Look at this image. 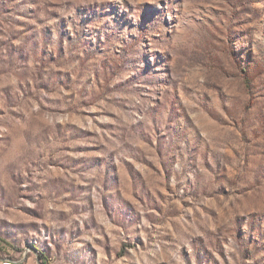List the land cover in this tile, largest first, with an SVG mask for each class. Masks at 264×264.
Returning <instances> with one entry per match:
<instances>
[{
	"label": "rangeland",
	"instance_id": "rangeland-1",
	"mask_svg": "<svg viewBox=\"0 0 264 264\" xmlns=\"http://www.w3.org/2000/svg\"><path fill=\"white\" fill-rule=\"evenodd\" d=\"M0 255L264 264V0H0Z\"/></svg>",
	"mask_w": 264,
	"mask_h": 264
},
{
	"label": "built area",
	"instance_id": "built-area-1",
	"mask_svg": "<svg viewBox=\"0 0 264 264\" xmlns=\"http://www.w3.org/2000/svg\"><path fill=\"white\" fill-rule=\"evenodd\" d=\"M0 260H4L6 262V264H17V263L31 264L28 260H24V259L17 260L15 258L10 257V256H1L0 255Z\"/></svg>",
	"mask_w": 264,
	"mask_h": 264
},
{
	"label": "clouds",
	"instance_id": "clouds-1",
	"mask_svg": "<svg viewBox=\"0 0 264 264\" xmlns=\"http://www.w3.org/2000/svg\"><path fill=\"white\" fill-rule=\"evenodd\" d=\"M23 139L22 138H19L16 143H15V150L19 153H22L23 151Z\"/></svg>",
	"mask_w": 264,
	"mask_h": 264
},
{
	"label": "bare ground",
	"instance_id": "bare-ground-1",
	"mask_svg": "<svg viewBox=\"0 0 264 264\" xmlns=\"http://www.w3.org/2000/svg\"><path fill=\"white\" fill-rule=\"evenodd\" d=\"M0 264H6V262L4 260H0ZM20 264V263H17Z\"/></svg>",
	"mask_w": 264,
	"mask_h": 264
}]
</instances>
